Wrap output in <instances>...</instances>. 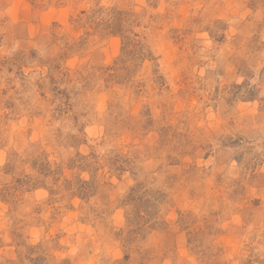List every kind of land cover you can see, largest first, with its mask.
I'll return each mask as SVG.
<instances>
[{"label":"rangeland","instance_id":"1","mask_svg":"<svg viewBox=\"0 0 264 264\" xmlns=\"http://www.w3.org/2000/svg\"><path fill=\"white\" fill-rule=\"evenodd\" d=\"M0 264H264V0H0Z\"/></svg>","mask_w":264,"mask_h":264}]
</instances>
